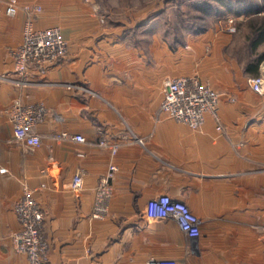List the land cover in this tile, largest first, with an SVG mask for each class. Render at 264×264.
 <instances>
[{"label":"crops","instance_id":"0c3cea01","mask_svg":"<svg viewBox=\"0 0 264 264\" xmlns=\"http://www.w3.org/2000/svg\"><path fill=\"white\" fill-rule=\"evenodd\" d=\"M40 6L35 28L59 27L68 53L20 88L10 55L26 15L0 0V264H29L17 253L16 202L34 189L49 245L46 264H264V99L224 52L231 35L209 30L172 46L162 17L169 0H19ZM198 76L222 93L224 133L208 116L199 130L162 111L169 78ZM42 103V144L16 141L8 109ZM81 135L80 143L58 138ZM137 139L142 140L139 143ZM119 145L116 155L101 141ZM118 168L108 214L93 218L96 190ZM81 174L84 187L71 189ZM169 195L201 221L191 239L171 219L146 217L150 200Z\"/></svg>","mask_w":264,"mask_h":264},{"label":"built area","instance_id":"2783aa9c","mask_svg":"<svg viewBox=\"0 0 264 264\" xmlns=\"http://www.w3.org/2000/svg\"><path fill=\"white\" fill-rule=\"evenodd\" d=\"M20 11L26 15L22 43L10 51L14 60L16 78L2 77L14 82L20 88L30 84L29 76L32 69L44 74L46 69L56 63L68 53V43L63 38L59 27L44 30L35 28V19L42 12L40 6H21L19 0H7L6 14L16 16ZM227 30L236 32L232 19ZM250 89L264 99V61L259 66V73L248 79ZM222 93L203 82L198 76H180L169 78L164 84V98L161 109L177 123L184 124L192 130L201 129L211 116L217 123V131L224 133V126L219 114ZM13 126L15 139L29 149L41 146L42 139L35 132L37 125L46 117L47 109L42 103L24 104L16 101L7 111ZM60 139H71L85 143L81 135L71 136L61 133ZM139 143L142 140L137 139ZM102 147H108L116 155L118 144L101 141ZM118 168L111 164L107 174L100 180L96 190L93 207V218L103 219L108 214L109 202L114 193L112 181ZM70 187L80 192L84 187V178L81 174L74 177ZM35 190L24 185L23 195L16 202L15 213L20 229L12 236L17 253L26 256L29 264H46L49 245L44 233V211L35 197ZM146 217L152 221H175L179 229L189 238L196 239L201 235V219L195 215L182 201L175 200L169 195H161L150 200L146 207ZM145 264H179L170 259H151Z\"/></svg>","mask_w":264,"mask_h":264},{"label":"rangeland","instance_id":"374dc122","mask_svg":"<svg viewBox=\"0 0 264 264\" xmlns=\"http://www.w3.org/2000/svg\"><path fill=\"white\" fill-rule=\"evenodd\" d=\"M203 1L213 0H169V13L163 15L162 23L163 29H166L169 35L170 45L175 46L177 43L185 44L186 38H188V35H191L187 29L193 28V23L196 22L197 15H199L202 20L199 19L196 25H199L200 28L203 27V30L219 29L231 35V44L224 49V52L232 61L239 63L245 71V64L247 62L264 54V43L253 53L252 44L254 35L251 28L256 20L262 22L264 19V0H244V2L247 1L254 8L248 14L227 12L226 8L221 6V13L213 11L206 15V18L203 17V14H197L198 12L195 9V4ZM213 4L215 5V3ZM256 4H258L257 7ZM256 8L258 9L257 13L255 12ZM230 19L234 21L237 29L235 33H230L227 30ZM245 73L247 72L245 71ZM248 74L249 76H254V74Z\"/></svg>","mask_w":264,"mask_h":264},{"label":"trees","instance_id":"16d2710c","mask_svg":"<svg viewBox=\"0 0 264 264\" xmlns=\"http://www.w3.org/2000/svg\"><path fill=\"white\" fill-rule=\"evenodd\" d=\"M230 1V2H229ZM215 3V5L213 3ZM217 4V5H216ZM258 4H256L257 7ZM221 6H224L226 8L227 12H234V13H239V14H248L249 11H253V7L247 3V1H235V0H213V1H203L195 4V9L198 12L197 14H203L205 17L206 15L210 14L213 11H217L219 13L222 12ZM257 8H256V13H257ZM201 17L197 15V20L196 22L193 23V28L187 29L188 33L191 35H198L205 33L207 30H203V27H199V25H196L198 20ZM206 18V17H205ZM202 20V19H200ZM252 32H253V44H252V49L253 53L258 49L260 45L264 43V19L262 22H259L256 20L253 24ZM264 61V54L256 57L252 61L247 62L245 64V71L247 73H251L254 75H257L259 73V66L260 64Z\"/></svg>","mask_w":264,"mask_h":264}]
</instances>
